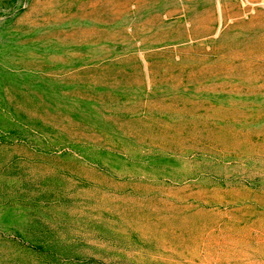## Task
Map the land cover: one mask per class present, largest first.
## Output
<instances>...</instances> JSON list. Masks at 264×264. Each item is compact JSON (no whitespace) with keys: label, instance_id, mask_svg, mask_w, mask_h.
Returning <instances> with one entry per match:
<instances>
[{"label":"rangeland","instance_id":"obj_1","mask_svg":"<svg viewBox=\"0 0 264 264\" xmlns=\"http://www.w3.org/2000/svg\"><path fill=\"white\" fill-rule=\"evenodd\" d=\"M0 264H264V0H0Z\"/></svg>","mask_w":264,"mask_h":264}]
</instances>
